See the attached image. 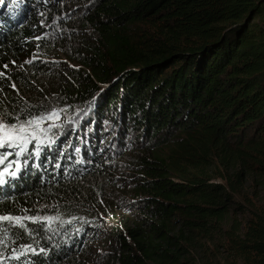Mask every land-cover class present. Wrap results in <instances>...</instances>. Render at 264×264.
<instances>
[{
  "label": "trees",
  "instance_id": "obj_1",
  "mask_svg": "<svg viewBox=\"0 0 264 264\" xmlns=\"http://www.w3.org/2000/svg\"><path fill=\"white\" fill-rule=\"evenodd\" d=\"M79 1L85 57L55 90L79 107L71 118L24 98L44 82L27 65L48 51L37 13L56 8L0 0V116L44 117L27 143L0 148V172L17 173L0 185V215L53 218L0 222V264H188L213 234L230 259L264 264V204L244 191L264 177V0ZM113 129L145 143L117 159L135 181L125 207L96 195L117 163L99 165ZM230 213L245 223L223 228Z\"/></svg>",
  "mask_w": 264,
  "mask_h": 264
},
{
  "label": "rangeland",
  "instance_id": "obj_2",
  "mask_svg": "<svg viewBox=\"0 0 264 264\" xmlns=\"http://www.w3.org/2000/svg\"><path fill=\"white\" fill-rule=\"evenodd\" d=\"M47 1L50 2L51 8H56L55 14L48 16L39 12L37 13V18L41 27L38 39L40 38L42 49L45 48L48 51H37L36 54L32 55L30 60L27 59V65L34 64L40 70L43 69L44 82L36 89L31 88V91L26 96L24 95V98L27 99V96L31 95L33 91L42 97V106H44L43 108L47 112L58 111L66 104L68 105L67 108H70L68 115L72 118L79 107L71 106L70 100L61 97L59 92L55 90L58 88V82L62 81L67 84V75L69 73L81 70L80 63L84 60L83 57H85L81 44L84 37L89 34L88 29L81 26V22L87 15L84 13L83 3L79 0ZM55 15L59 18H54ZM30 86L32 85L28 83V87ZM18 93H20L19 90L14 91L15 95ZM66 122H63V124H66ZM117 132L116 129H113L110 141L105 144L110 149H102L104 157L99 162V165L108 160L117 162L107 168L109 169V173L106 175L109 179L103 177V181L105 180L106 183L102 184V189L96 194L100 206L118 203L121 207H125L127 203L134 200L131 191L135 188L134 176L131 174L133 171L131 168L125 166V161L120 163V160L123 158L118 161L117 159L127 150L129 158L126 160L130 161L134 157V154L142 149L145 143L138 142L133 133H124L120 136V140H118L119 133ZM244 191L258 204H264V177L248 176L245 180ZM121 203H125L123 204L124 206ZM234 220L245 223L246 216L240 213L237 215L230 213L226 217L223 228H228ZM108 244L109 242L99 241L93 246L104 249V246ZM223 245L224 242L220 234H213V237L208 241H202V247L190 250L188 264H240V262L230 259L224 252ZM113 246L114 244L112 243Z\"/></svg>",
  "mask_w": 264,
  "mask_h": 264
},
{
  "label": "snow or ice",
  "instance_id": "obj_3",
  "mask_svg": "<svg viewBox=\"0 0 264 264\" xmlns=\"http://www.w3.org/2000/svg\"><path fill=\"white\" fill-rule=\"evenodd\" d=\"M6 67V66H5ZM3 73H0V76H2ZM12 87H15V85H12ZM51 115L55 116V113H52ZM38 119L42 120L44 117L40 118H34L32 120L24 121L23 123L17 124V123H11V124H5L4 120L5 117L0 116V148L3 147H11L14 144H20L21 146L28 142L29 136L27 134V128L32 127V131L36 132V128L34 125L37 124ZM56 126V125H51ZM35 139L36 137H32ZM43 143V141H40ZM0 163H3V159H0ZM17 170H19L20 165L17 162H13ZM13 165H9L8 167L4 168L2 172H0V185L5 183L4 176L5 174H10L11 176H15L17 173L15 171L10 172V168ZM50 219H53L52 217H17L13 215H0V222H7L9 224L19 225L20 227H23V224L21 223L22 220H30L33 223L40 222V221H48ZM28 251H34L32 249L31 245L25 246ZM41 251H44L41 249ZM14 259H19V257H13Z\"/></svg>",
  "mask_w": 264,
  "mask_h": 264
}]
</instances>
